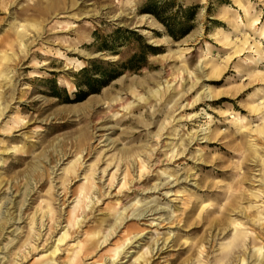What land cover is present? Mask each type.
I'll return each instance as SVG.
<instances>
[{"label": "rangeland", "instance_id": "1", "mask_svg": "<svg viewBox=\"0 0 264 264\" xmlns=\"http://www.w3.org/2000/svg\"><path fill=\"white\" fill-rule=\"evenodd\" d=\"M8 207L0 264H264V0H0V223Z\"/></svg>", "mask_w": 264, "mask_h": 264}, {"label": "bare ground", "instance_id": "2", "mask_svg": "<svg viewBox=\"0 0 264 264\" xmlns=\"http://www.w3.org/2000/svg\"><path fill=\"white\" fill-rule=\"evenodd\" d=\"M81 152H83V150H80L79 152H77L76 155V158L71 160L70 162H68L69 164L67 166L64 167V176L62 175V182L64 184H68L67 182H69L70 180H73L75 179V177L78 176V172H79V169L80 167L83 165V159L81 158L80 154ZM66 154L64 153V155L62 157H64ZM67 159V158H65ZM77 172V173H76ZM97 174V169L95 168V165L94 163H92L87 171L85 172V176H84V182L82 183V185L79 187L78 191L75 193L76 196H78V200H77V205L76 207L73 209L72 212H70L71 214V217H77V211L80 209V207H82V203L84 202V205L83 207L86 208L88 206V203H86V199L89 198V195L90 193L92 192V190L94 189V186H95V176ZM126 176V174H124ZM79 177V176H78ZM96 190V189H95ZM95 192V191H94ZM82 195V197H81ZM92 197V196H91ZM94 197V196H93ZM83 198V199H81ZM94 199L92 198V201ZM95 202V201H94ZM96 203V202H95ZM95 203L93 205H95ZM75 204V203H74ZM4 216L1 217L4 219V221H2V223H0V237L3 235V233L7 230V226H11L13 224L16 223V216L14 215V212L11 211V208H6L5 212H3ZM54 208L52 207V203L50 201H47V204L46 206L44 207H41V213L39 214V216H37V214L35 215L34 213V217L32 216L31 218V225L32 228H36L35 232H32V234L30 235V233L28 234V237H27V240H26V243L30 244V243H34V241H38L42 235V228L45 226V220L48 219L50 221H53L54 219ZM44 217H46L45 220ZM19 219V218H18ZM17 219V220H18ZM37 219H39L40 222L37 221ZM2 220V219H1ZM78 220V219H77ZM83 220V219H82ZM70 220H68L67 222H69ZM72 221V220H71ZM84 221V220H83ZM58 223V225L56 226V228H58L60 225H61V221L58 220L56 221V224ZM232 224H240L241 222L240 221H237V220H233L231 221ZM34 224H36L37 226L35 227ZM55 224V225H56ZM73 223H70L69 222V225H71ZM75 225H76V222H75ZM69 227V226H68ZM65 228V227H64ZM63 228V229H64ZM235 230L238 231L237 227L235 228ZM35 233V234H34ZM239 236H241L243 238L244 236V232L242 230H239V233H238ZM44 236V235H43ZM70 236V233H69V230L66 229L63 231V233L60 235V237L58 238L57 240V244L55 245V247L52 249L51 251V254L52 255H56L58 253V251L60 250V243H64ZM93 244L91 243H87V245L85 246V248L87 249V251H90L91 248H93ZM35 249L38 248V246H34ZM120 247L117 246V249H119ZM116 249V250H117ZM120 250V249H119ZM116 251L118 252L117 253V257L121 256V252L120 251ZM31 252V249L27 252H25L24 254H21V260H24L28 257V254ZM78 253V251L76 252V254ZM201 253V251H200ZM18 254V253H16ZM4 258H8V255L5 254ZM116 258V257H115ZM9 260V259H8ZM8 260H6L5 262H7ZM20 264L18 263L17 260L13 259V262H10L9 264ZM50 264H53V263H50Z\"/></svg>", "mask_w": 264, "mask_h": 264}, {"label": "trees", "instance_id": "3", "mask_svg": "<svg viewBox=\"0 0 264 264\" xmlns=\"http://www.w3.org/2000/svg\"><path fill=\"white\" fill-rule=\"evenodd\" d=\"M150 5L146 7V10L145 11L151 13L152 15H154L166 27L167 32L173 38L177 39L178 38V35L174 31V29H175L174 26H173L174 24L171 22V20H168V18H166L165 14H164V11L163 10H158L159 8H158L157 4H155V3L153 4V6H150ZM193 9L194 8L188 9V12H190V16L191 15H194ZM185 33H187V32H185ZM149 48L151 50H153V51L156 50L153 46H149ZM154 52H156V51H154ZM82 70L83 71H86L88 69L87 68H83ZM120 74H121V72H115V73H113V74H111L109 76L108 80H113V79L117 78ZM108 80L107 81H104V82L102 81V85L106 84L108 82ZM81 91H80V94L82 93ZM96 91L97 90L89 91L88 93H96ZM87 95L88 94L85 93L83 97L80 96L81 98H79V100L80 99H84Z\"/></svg>", "mask_w": 264, "mask_h": 264}]
</instances>
